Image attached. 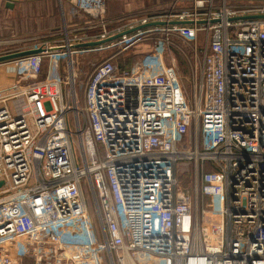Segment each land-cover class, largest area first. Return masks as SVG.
Returning a JSON list of instances; mask_svg holds the SVG:
<instances>
[{"label":"built area","instance_id":"2783aa9c","mask_svg":"<svg viewBox=\"0 0 264 264\" xmlns=\"http://www.w3.org/2000/svg\"><path fill=\"white\" fill-rule=\"evenodd\" d=\"M67 3L49 39L0 40L40 49L0 62V264H264V0L117 17ZM174 35L188 91L166 62ZM106 49L80 101L76 59Z\"/></svg>","mask_w":264,"mask_h":264},{"label":"rangeland","instance_id":"374dc122","mask_svg":"<svg viewBox=\"0 0 264 264\" xmlns=\"http://www.w3.org/2000/svg\"><path fill=\"white\" fill-rule=\"evenodd\" d=\"M13 2L11 9H2L4 2ZM191 0H106L107 15H130V14H150L157 10H167L169 8H178L186 6ZM0 10L4 17L5 30L2 31V35L6 37L8 34L14 38L16 36H22L23 38H29L30 36H40L36 39V42H42L47 40L49 30L62 24L63 20L69 23L71 20V14H69V4L66 0H0ZM69 8V9H68ZM68 12V16H67ZM0 14V15H1ZM65 14V15H64ZM79 14H75L72 20H79ZM28 35V36H27ZM158 33L153 34V40H146L145 42H139L132 48L119 52L115 55L114 49H106L101 52H93L87 54H81L76 59L77 79L75 82V90L78 99L81 101L84 84L86 78L92 71L93 67L102 60L114 56L118 67L121 60L129 68L132 66L144 52H147L152 48V42L159 37ZM24 44H7L0 47V53L7 50L19 49V47L27 46ZM190 49L186 43H184L177 36H172L170 44L167 47L165 57L166 62L169 63L171 57L175 58L176 70L179 73L185 89L188 91V74H189V55ZM0 72L3 73V67L0 66ZM186 174L180 176L182 185L188 187L190 180L186 179Z\"/></svg>","mask_w":264,"mask_h":264},{"label":"water","instance_id":"95a60500","mask_svg":"<svg viewBox=\"0 0 264 264\" xmlns=\"http://www.w3.org/2000/svg\"><path fill=\"white\" fill-rule=\"evenodd\" d=\"M260 17H264V16H260ZM172 23L173 24H185V23H188V22H172ZM161 24H164V22H162ZM143 27H145V26H140V28H143ZM116 37H118V35L117 36H112V37H109L107 39L100 40V41L82 43V44H79L78 47H94V46H97V45H100V44L107 43V42L115 39ZM38 52H40L39 48H37V49H26V50H21V51H17V52H13V53L0 55V62L12 60V59H15V58H18V57H23V56H26V55L35 54V53H38Z\"/></svg>","mask_w":264,"mask_h":264},{"label":"crops","instance_id":"0c3cea01","mask_svg":"<svg viewBox=\"0 0 264 264\" xmlns=\"http://www.w3.org/2000/svg\"><path fill=\"white\" fill-rule=\"evenodd\" d=\"M13 3H11L10 4V1H5L4 2V7L3 6H1L2 7V9L4 8L5 9V7H13V5H12ZM0 5H1V3H0ZM9 8V9H10ZM0 12H1V10H0ZM1 14V13H0ZM117 16H123V15H117ZM117 16H109V15H107V17H117ZM5 28V26H4V17L2 16V14L0 15V40H13V38L14 37H4L5 35H2V31L3 30H5L4 29ZM9 35V34H8ZM35 36H36V34H34ZM31 37V36H30ZM33 37V36H32ZM37 37H40V36H37ZM20 38V37H19ZM47 39H49L48 37H47ZM23 48H25V46L23 45L22 47H19V49L20 50H22ZM10 50V49H9ZM23 50H26V49H23ZM9 80H10V78H8L5 74H4V71H3V73L2 72H0V86L1 85H6V83H8L9 82Z\"/></svg>","mask_w":264,"mask_h":264},{"label":"trees","instance_id":"16d2710c","mask_svg":"<svg viewBox=\"0 0 264 264\" xmlns=\"http://www.w3.org/2000/svg\"><path fill=\"white\" fill-rule=\"evenodd\" d=\"M66 1H67V0H66ZM11 3H13V2H10V4H11ZM105 3H106V0H105ZM12 5H13V4H12ZM9 8H10V7H5L6 10L9 9ZM11 8H12V7H11ZM11 8H10V9H11ZM79 16H80V17H79L80 19H83V18H82L83 15L79 14ZM60 27H61V24L58 25V26H56V27H54V28H52V29H50L48 35L51 34V33H54V32H56V31H58V30L60 29ZM32 35H34V34H32ZM27 36H28V35H27ZM6 37H14V33H12V36L7 35ZM16 37H22V36H16ZM126 64H127V63H124L123 60H121L120 63H119V68L121 69V68L126 67ZM42 76H44V74H43Z\"/></svg>","mask_w":264,"mask_h":264}]
</instances>
